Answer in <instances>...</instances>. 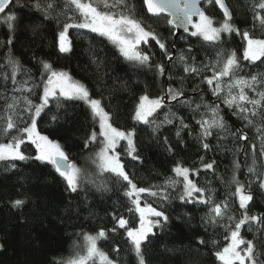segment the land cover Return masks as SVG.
I'll return each instance as SVG.
<instances>
[{
  "label": "trees",
  "instance_id": "trees-1",
  "mask_svg": "<svg viewBox=\"0 0 264 264\" xmlns=\"http://www.w3.org/2000/svg\"><path fill=\"white\" fill-rule=\"evenodd\" d=\"M30 2L31 0H21L23 4ZM226 2L233 14L232 23L241 32L248 29L252 30L255 36L264 35V29H261L258 22L254 26L253 0ZM126 3L133 10L135 18L142 21V26L146 30L154 31L162 42H166L169 52L174 56L191 46V56L197 58V63H207L209 60H215L217 52L221 50L225 54L235 51L240 60V76L264 73V63H251L243 59L245 42L240 35L224 34L222 42L215 45L200 37H192L189 33L174 37L175 29L167 23L168 17L148 16L143 7V0H126ZM56 4L53 16L57 19L52 20H44L41 13L29 8H19L15 3L9 6L5 13L0 14L3 16L15 10L18 17L15 22L14 40L10 46L6 43L10 35L7 25L0 22V41L4 42L0 43V96L10 94L12 88L11 79L3 78L6 72L10 73V69L2 67L9 54L18 58L21 64L31 71L35 81L40 79L41 66L38 62L41 60L49 61L56 69L68 71L75 80L88 87L93 98L102 99L105 110L114 114L115 127L122 130L136 129L135 143L142 163L132 161L125 154L126 142H121L118 151L126 165V171L134 182H139L140 187L162 183L166 177L172 175L171 169L177 160H183L186 166L195 163L196 167H200L199 157L205 156L206 160L217 161L218 175L213 176L210 172L202 171L199 183L201 186L210 185L215 189L216 200H223L226 194L235 190L234 186H228L233 175L234 160H238L241 165V169L236 173L239 180H254V177L247 173V166L252 164L253 159L250 145L254 142L257 144L256 167L264 173V158L259 156V141L256 140L254 128L244 129L249 137L246 156L244 152L235 153V148L240 144L231 138L222 141L220 147H217L216 138H209L212 150L205 153L195 139L198 127L188 108L179 109L178 105H171L174 111L179 110L178 114L187 117L186 122L192 127V135L187 131L182 133L181 139L184 143L175 136L174 126H167L156 135L149 127L133 121L135 98L144 91L152 97L159 96L161 89H166L169 84L179 87V78L184 76L182 67L177 66L176 61L169 64L167 56L153 40H150L148 45L140 46L152 56L153 69L150 70L146 66L135 67L125 61L105 37L88 29H70L68 38L72 44V52L61 55L55 44L56 33L63 23L79 20H67L71 13L65 9V0H56ZM201 6L214 21H223L224 17L217 6L204 2ZM156 64L165 65L168 71L164 76L157 75L154 70ZM207 74L210 75V72ZM169 76L173 79L169 80ZM18 79L24 77L18 74ZM184 84L187 94L192 95L195 103H201V97L208 103L216 100L208 86L201 85L199 77L186 78ZM198 85L200 93L193 94L192 89ZM6 89L8 93L5 92ZM35 102L38 103L39 100L36 99ZM2 104L3 100L0 99V106ZM167 111L168 106L157 119H162ZM222 114H226L233 132L243 127L242 122L231 116L223 106ZM53 115L59 117L55 123L51 120ZM195 119H200V116L196 115ZM94 128L97 130V123H94L91 110L82 101L66 102L61 109H57L56 103L52 102L38 118V131L58 141L69 158L82 169L84 176L82 188L78 193L70 194L66 191L64 181L50 164L28 159L15 161L16 166L11 167L10 164L0 161V264H67V259L77 249L82 248L84 234H94L101 229H104L107 235L98 240L99 249L112 260L118 261V264H136L124 231H111L115 221L109 214L114 209H117V215L129 217L127 201L122 196L124 189L114 183L111 174H99L92 162L96 143L85 148V141ZM15 135L13 132L4 142ZM164 137H167L172 145V153H169L164 145ZM21 149L26 156L36 155L35 146L28 141H25ZM89 180L94 181L96 185L107 183L111 191L98 192ZM250 190L254 196L250 214L264 212V190L257 183H252ZM170 195L172 199L165 205L169 222L163 228L154 229L156 235L150 237L143 245L147 264H221L215 252L225 246V230L218 228L215 235L211 228L206 232L201 217L207 212V208L203 205H185L178 199V191L170 192ZM15 199L25 200L24 206L12 208L10 202ZM146 199L151 201V198ZM232 204L236 210L229 215H233L238 221L241 215L238 202L233 201ZM130 219V226H136L138 217L132 216ZM223 223L229 221L225 220ZM254 233V228L250 232L245 226L241 235L245 239H253ZM200 238L205 241L204 244L198 243ZM213 240L216 241L215 245L212 244ZM117 248L120 249L118 253L114 251ZM258 249L264 250V236L260 237Z\"/></svg>",
  "mask_w": 264,
  "mask_h": 264
},
{
  "label": "snow or ice",
  "instance_id": "snow-or-ice-1",
  "mask_svg": "<svg viewBox=\"0 0 264 264\" xmlns=\"http://www.w3.org/2000/svg\"><path fill=\"white\" fill-rule=\"evenodd\" d=\"M204 2L208 5L218 6L223 13V21L217 22L209 17L205 10L200 7ZM13 3L19 8H29L41 13L44 20L57 19L53 16L57 4L56 0H31L28 4L21 0H0V14ZM148 13L160 16L167 13L170 17L167 23L172 26L181 27L185 32L192 29V37H200L205 42L219 44L224 34L235 33L241 36L245 42L243 59L254 63H264V35L255 36L252 30H241L232 23L233 14L226 0H144ZM65 9L71 13L67 20L78 19L79 23L65 22L56 33L55 44L59 54L66 55L72 52V44L68 38L69 30L72 28L88 29L99 36L105 37L125 61L135 67H148L153 69L152 56L143 51L141 45H148L150 40L155 41L161 51L167 56L168 63L176 61V65L182 67L184 76L180 77V86L174 87L169 84L166 89H161L159 96L152 97L147 91L136 97V103L132 115L133 121L143 124L158 135L167 126L176 128L175 136L181 139L182 133L187 131L192 135V127L186 122L187 117L174 111L172 104L178 105L179 109L188 108L192 112V119L198 127L195 139L205 153L212 150L209 138L217 139V147L221 142L231 138L240 144L235 148V153L244 152L248 155V135L245 128H254L256 140L259 141V156L264 158V73L250 74L247 77L240 76V60L235 51L225 54L222 50L217 52L215 60L207 63H197V58L191 56L193 51L189 46L181 50L177 55L169 52L166 42H162L154 31L146 30L142 21L135 18L132 9L126 0H65ZM253 22H258L264 29V0H253ZM196 18V19H194ZM18 17L15 10L0 16V22L7 25L10 33L7 45L14 40V32ZM219 26H215L216 24ZM59 26V25H58ZM0 43H4L0 41ZM174 47V46H173ZM41 66L40 79L35 81L33 74L24 67L18 58L8 55L4 68H9L3 76L5 80L11 79L12 88L10 94L0 96L3 100L0 106V161L15 167V161L33 159L41 163L50 164L55 172L65 183L66 191L78 193L82 188L83 171L75 161L69 159L61 144L50 139L48 135L42 134L37 129L38 118L48 109L52 103H56L57 109H61L64 103L69 101H82L91 110L94 123H98L99 131L94 130L85 141V148L90 144L99 142L101 147L93 157V164L99 174H111L114 183L123 187V198L127 201V212L129 217L117 215L114 209L111 215L115 226L111 229L124 231L131 253L135 257L136 264H147L143 251V245L150 237L156 235L154 229L163 228L169 222V215L165 205L172 199L170 192L178 191V199L185 205H203L207 212L201 217L202 226L207 232L209 228L225 230V246L215 252V256L221 264H264V250L258 249L260 237L264 236V212L250 214L251 203L254 196L251 192V184L257 183L264 190V173L258 171L256 164L257 144L250 145L253 159L252 164L247 166V173L253 179L241 182L236 173L241 169L238 160L233 161V175L228 182L229 188L234 186V192L225 195L223 200L217 201L215 189L201 186L199 183L200 173H212L217 176L215 159L206 160L205 156L199 157L200 167L186 166L183 160H177L172 169V175L166 177L159 185L148 187L138 186L130 174L126 171V165L122 162L118 146L126 142L125 154L132 161L142 163L136 148V129L122 130L115 127L114 114L109 113L103 106L102 99L93 98L88 87L80 81L75 80L71 74L63 69H56L47 60L38 62ZM154 70L158 76H164L167 68L164 64H156ZM210 72V75L207 74ZM18 74L24 79H18ZM199 77L201 85H207L215 101L195 103L192 95L187 94L184 81L186 78ZM227 78V82H225ZM173 79L169 76V80ZM126 87V85H121ZM8 93V90H5ZM193 94L200 93V85L192 89ZM36 99L39 102H35ZM216 101H219L217 103ZM194 105V106H193ZM168 106L162 119H157L163 109ZM222 106L227 108L228 113L242 122L243 127L231 130L226 114H222ZM204 111H201V109ZM196 115L200 119H195ZM59 117L53 115L51 120L55 123ZM13 132L16 133L10 140L4 142ZM223 133V135H221ZM25 141L35 146L36 155L29 157L24 154L21 146ZM164 145L169 153L173 152L168 138L164 137ZM231 150V149H228ZM98 192H109L111 188L107 183L96 185L89 180ZM146 197L151 198L146 199ZM238 202V210L241 215L238 221L229 213L235 211L232 202ZM11 207L18 209L24 206L25 200L15 199ZM138 217L136 226H130V217ZM229 223H223V221ZM247 226L249 231L255 229L253 239H245L242 228ZM107 233L101 229L96 235L84 234L86 241V254L79 255L75 259H69L67 264H95L98 258L100 264H118L97 247V242L106 237ZM199 244L205 241L198 239ZM215 245L216 241L213 240ZM117 253L119 248L114 249ZM63 264V262H62Z\"/></svg>",
  "mask_w": 264,
  "mask_h": 264
},
{
  "label": "rangeland",
  "instance_id": "rangeland-1",
  "mask_svg": "<svg viewBox=\"0 0 264 264\" xmlns=\"http://www.w3.org/2000/svg\"><path fill=\"white\" fill-rule=\"evenodd\" d=\"M194 19H196V18H194ZM80 21H77V22H74V23H79ZM192 29L190 28V30H189V34H190V31H191ZM97 127H98V123H97ZM97 132L99 131V127L97 128V130H96ZM101 147V145H100V143L99 142H96V149H95V153H97L98 151H99V148ZM95 155V154H94ZM70 159V158H69ZM70 160H72V159H70ZM73 161V160H72ZM99 232V231H98ZM97 232V233H98ZM97 233H94V234H91V235H96ZM82 241H83V243H82V248L80 249V250H76L74 253H73V255H71L68 259H67V261L69 260V259H75L77 256H79V255H84V254H86V241H85V239H84V236H83V239H82ZM97 247H98V242H97ZM99 248V247H98ZM95 262H97V263H99L100 264V261H99V259L97 258L96 260H95Z\"/></svg>",
  "mask_w": 264,
  "mask_h": 264
},
{
  "label": "water",
  "instance_id": "water-1",
  "mask_svg": "<svg viewBox=\"0 0 264 264\" xmlns=\"http://www.w3.org/2000/svg\"><path fill=\"white\" fill-rule=\"evenodd\" d=\"M203 3V2H202ZM202 3L200 4V7L202 8ZM143 7H144V9H145V11H146V13H147V15L148 16H150V17H157V16H153L152 14H150V13H148V11H147V7H146V5L144 4V0H143ZM217 8H218V6H217ZM218 10H219V8H218ZM220 11V10H219ZM221 12V11H220ZM222 13V12H221ZM162 16H166V17H168V19L170 18L168 15H167V13H164V14H161ZM160 15V16H161ZM222 15H223V13H222ZM172 26V25H171ZM174 29H175V33H174V37H177L179 34H183V35H186V34H188L189 32H185L184 31V29L183 28H181V27H177V26H172ZM189 30H190V26H189Z\"/></svg>",
  "mask_w": 264,
  "mask_h": 264
}]
</instances>
